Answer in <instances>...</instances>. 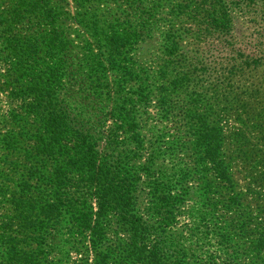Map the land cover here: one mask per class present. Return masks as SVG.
<instances>
[{"label": "rangeland", "instance_id": "rangeland-1", "mask_svg": "<svg viewBox=\"0 0 264 264\" xmlns=\"http://www.w3.org/2000/svg\"><path fill=\"white\" fill-rule=\"evenodd\" d=\"M103 1L90 23L129 42L119 68L103 77L126 79L133 101L143 147L131 166L149 165L170 181L165 264H264V0ZM57 6L78 55L87 40L72 20L79 12L71 0ZM7 75L0 59V222L20 184L12 164L22 163L19 149L31 146L23 136L34 132ZM200 128H217L229 183L196 145ZM10 140L19 149L9 151Z\"/></svg>", "mask_w": 264, "mask_h": 264}, {"label": "trees", "instance_id": "trees-1", "mask_svg": "<svg viewBox=\"0 0 264 264\" xmlns=\"http://www.w3.org/2000/svg\"><path fill=\"white\" fill-rule=\"evenodd\" d=\"M63 1L0 0V59L12 77L11 99L34 130L23 136L26 152L16 140L7 144L22 163L12 164L20 184L5 200L0 264H165L170 181L149 165L131 166L143 147L133 101L121 85L126 79L103 77L119 68L129 42L101 36L90 23L103 0H71L79 12L72 20L87 38L73 56L59 24ZM201 129L196 145L229 183L217 128L209 136ZM212 143L216 150L206 153Z\"/></svg>", "mask_w": 264, "mask_h": 264}]
</instances>
